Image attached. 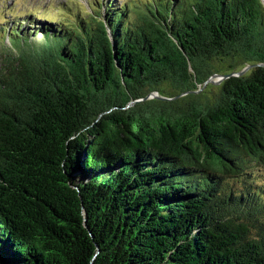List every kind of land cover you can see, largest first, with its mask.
<instances>
[{
  "label": "trees",
  "instance_id": "obj_1",
  "mask_svg": "<svg viewBox=\"0 0 264 264\" xmlns=\"http://www.w3.org/2000/svg\"><path fill=\"white\" fill-rule=\"evenodd\" d=\"M60 7L0 12V264H264L260 1Z\"/></svg>",
  "mask_w": 264,
  "mask_h": 264
},
{
  "label": "water",
  "instance_id": "obj_2",
  "mask_svg": "<svg viewBox=\"0 0 264 264\" xmlns=\"http://www.w3.org/2000/svg\"><path fill=\"white\" fill-rule=\"evenodd\" d=\"M262 7L264 8V0H259ZM97 22L99 23V25H101L103 28H105L107 30V24L106 21L103 17L99 16L97 18ZM15 61V60H14ZM17 61V60H16ZM258 66H263V65H258ZM255 67H257L256 65H251V66H246L243 70H241L238 73H231V74H226V75H219V74H214L204 85L203 88H206L209 84L215 85H221L225 80L230 79L232 77H242L245 74H247L250 70L254 69ZM215 79H217V81H214ZM201 91V90H200ZM183 95H180L176 98H174L173 100L179 99L181 98ZM151 99H157V100H162V101H171L172 99L170 98H166V97H162L160 96L158 93H153L151 95H149L147 98H145V101L151 100ZM67 195L71 201V207L74 210V217H76V222L75 223H79L81 224V227L84 230L89 231V218H88V214L85 210L84 207V197L82 195V192L79 188L73 186L72 184H69V186L66 189ZM92 236V234H91ZM93 237V236H92ZM100 253V250L98 249L95 253L94 256V260L98 257Z\"/></svg>",
  "mask_w": 264,
  "mask_h": 264
},
{
  "label": "rangeland",
  "instance_id": "obj_3",
  "mask_svg": "<svg viewBox=\"0 0 264 264\" xmlns=\"http://www.w3.org/2000/svg\"><path fill=\"white\" fill-rule=\"evenodd\" d=\"M80 4H87L90 0H78ZM66 3V0H0V12L4 11L9 16H29L33 15L35 18H46L55 21L58 18V13L55 10L60 9L61 5ZM122 5V1L119 2ZM3 14H0V24L5 21L2 20ZM221 67V66H218ZM214 81H217L215 79ZM215 86H219L215 84ZM164 90L169 93L171 88L164 86Z\"/></svg>",
  "mask_w": 264,
  "mask_h": 264
}]
</instances>
